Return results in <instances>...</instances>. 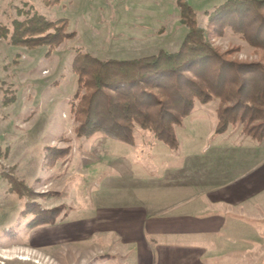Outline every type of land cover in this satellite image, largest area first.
I'll use <instances>...</instances> for the list:
<instances>
[{"label":"rangeland","instance_id":"obj_1","mask_svg":"<svg viewBox=\"0 0 264 264\" xmlns=\"http://www.w3.org/2000/svg\"><path fill=\"white\" fill-rule=\"evenodd\" d=\"M184 2L203 27L205 12L225 0ZM35 14L66 19L67 32L74 33L49 57L44 47L10 43L13 22ZM179 16L178 0H61L52 6L41 0H0V264H145L137 249L109 232L110 226L98 224L102 217L146 204L157 209L189 197L202 200L198 184L181 194L177 182L186 179L181 172L220 177L202 190L208 193L230 190L225 188L236 179L262 170L264 138L255 142L235 128L215 132L218 101L195 102L175 128L174 151L139 127L131 144L100 132L76 134L71 112L75 51L99 60L175 52L187 32ZM211 44L228 60L264 68V50L250 47L230 29ZM32 202L41 210L57 209L55 222L27 227L32 215L21 212ZM248 203L264 218V188ZM231 218L240 224L220 234L164 242L204 250L202 264H264V221Z\"/></svg>","mask_w":264,"mask_h":264},{"label":"trees","instance_id":"obj_2","mask_svg":"<svg viewBox=\"0 0 264 264\" xmlns=\"http://www.w3.org/2000/svg\"><path fill=\"white\" fill-rule=\"evenodd\" d=\"M52 6L61 0H41ZM179 21L187 30L177 51H159L136 60H99L77 49L71 63L76 78L71 112L76 134L95 133L131 144L135 127L150 131L170 150L178 148L175 128L191 113L195 102L218 101L216 133L229 128L255 142L264 138V68L228 60L217 52L212 38L227 29L250 47L264 50V0H225L205 12L199 27L193 9L178 0ZM66 19L32 15L13 22L10 43L28 49L46 48L49 57L72 38ZM6 34L4 37H6ZM31 194V193H30ZM27 227L52 225L57 209L41 210L26 203Z\"/></svg>","mask_w":264,"mask_h":264},{"label":"crops","instance_id":"obj_3","mask_svg":"<svg viewBox=\"0 0 264 264\" xmlns=\"http://www.w3.org/2000/svg\"><path fill=\"white\" fill-rule=\"evenodd\" d=\"M198 171L181 172L186 179H178L177 183L184 190L181 194L185 195L199 188V185L202 194L199 197L202 200H192L189 197L170 207L158 206L154 209L146 204L141 208H128L110 217H102V223L98 224L110 226L109 232H115L125 246L130 244V247L137 249L139 262L144 259L145 264H202L204 250L164 241L192 240L220 234L224 228L240 224L231 215L256 222L264 221L258 213L251 211L248 203L264 188V166L262 170L249 172L251 174L246 178L236 179L225 188L233 187L230 190L218 189L208 193L202 190L220 177L209 179L206 173ZM178 175L179 178L181 175ZM208 206L215 207V210L208 212ZM223 207L224 210H221ZM151 246L157 248V253H153Z\"/></svg>","mask_w":264,"mask_h":264}]
</instances>
